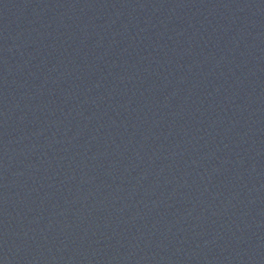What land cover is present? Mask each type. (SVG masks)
Here are the masks:
<instances>
[{
    "label": "water",
    "instance_id": "95a60500",
    "mask_svg": "<svg viewBox=\"0 0 264 264\" xmlns=\"http://www.w3.org/2000/svg\"><path fill=\"white\" fill-rule=\"evenodd\" d=\"M0 264H264V0H0Z\"/></svg>",
    "mask_w": 264,
    "mask_h": 264
}]
</instances>
